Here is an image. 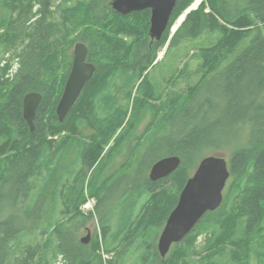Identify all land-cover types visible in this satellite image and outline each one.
Returning a JSON list of instances; mask_svg holds the SVG:
<instances>
[{"label": "trees", "instance_id": "1", "mask_svg": "<svg viewBox=\"0 0 264 264\" xmlns=\"http://www.w3.org/2000/svg\"><path fill=\"white\" fill-rule=\"evenodd\" d=\"M194 1H178L167 31L156 40L150 36L149 9L121 15L112 0H63L57 21L50 0H11L13 17L0 34V45L10 53L0 62V264H51L59 254L65 264H115L104 263V250H117L118 264L133 252L141 264H264V0H205L188 13L169 50L204 32H218L219 39L199 50L202 75L186 92L175 89L185 67L158 90L151 70L172 26ZM79 41L87 44V60L97 69L60 121L56 108ZM10 60L17 62L14 71ZM32 91L43 96L33 131L23 116L24 97ZM131 101L132 111L135 104L151 110L142 133L134 131L143 115L129 116ZM124 139L128 159L111 167L110 152ZM151 149L155 157L145 156L137 165ZM220 152L227 154L231 174L221 206L162 257L158 239L191 170ZM63 154L71 160L73 184L56 177L51 186L48 176L36 185L45 167L50 176L62 174ZM171 155L180 157V166L151 180L152 166ZM97 169L106 172L95 178L91 192L102 235L96 231L83 243L76 229L58 221L56 210L60 202L68 220L81 213L87 175ZM205 224L214 230L199 245ZM255 237L263 242L253 243ZM260 245L254 263L251 253Z\"/></svg>", "mask_w": 264, "mask_h": 264}, {"label": "water", "instance_id": "2", "mask_svg": "<svg viewBox=\"0 0 264 264\" xmlns=\"http://www.w3.org/2000/svg\"><path fill=\"white\" fill-rule=\"evenodd\" d=\"M178 1L112 0L111 5L121 15L149 9L150 36L152 39L160 40L169 27ZM88 52L89 48L83 41L75 44L73 63L56 108L60 121L67 117L96 72V65L87 60ZM42 98V94L37 91L29 92L24 97L23 116L31 131L35 128V118ZM180 164L181 159L177 155L163 157L152 166L151 180L156 181L169 176ZM230 175L229 162L223 154H211L199 162L160 233L158 249L162 257L167 256L174 244L182 242L208 211H215L221 206ZM90 238L89 231L81 241L88 243Z\"/></svg>", "mask_w": 264, "mask_h": 264}, {"label": "rangeland", "instance_id": "3", "mask_svg": "<svg viewBox=\"0 0 264 264\" xmlns=\"http://www.w3.org/2000/svg\"><path fill=\"white\" fill-rule=\"evenodd\" d=\"M197 1V0H196ZM196 1L194 3H192L191 6H194ZM67 4H69L67 2ZM11 0H0V34L4 33L6 31V27L8 25V20L9 18L13 17L11 15ZM63 6V0H50V4L49 7L50 9H54L55 10V14L54 17L56 18L57 21H61L62 20V15L60 12V6ZM39 8V6L36 4V6L34 7V10H37ZM185 12V11H184ZM184 12L182 15H184ZM14 15H17V11H14ZM181 15V16H182ZM180 16V17H181ZM180 17L178 18L177 22L179 21ZM2 21H6L2 22ZM177 22L175 23V26L177 24ZM179 23V22H178ZM61 29H62V25H60ZM177 30V29H176ZM174 29H171V33L169 36V40L162 46L161 50L158 53V64L155 65V67L151 70V74L150 77L153 80V83L157 85L158 90H162L165 88L169 87V83L167 82L168 79H171L172 76H174V78L177 77V72L179 73L180 69H182L183 67H185L186 70V76L183 78H180L177 80V85L175 89H183V92H186L187 86L189 84L192 83H196L200 78H201V71H200V65H201V59L199 58V50L202 47H206V46H210L212 44H214L218 39L220 34L218 32L215 33H209V32H204L202 33L200 36H198L195 39H189L181 44H179L178 46H175L173 48H171L170 50L169 48V44H170V40L172 38V36L174 35ZM246 45V42L244 43V45L242 44V46L239 48L241 49L242 47H244ZM8 56H10V53H7L4 51V48L2 45H0V62L1 64H5L4 59L8 58ZM10 63L13 66V71L15 70L14 68H16L17 62L14 60H10ZM184 69V68H183ZM10 74H12V72ZM134 94L137 95V99L138 100H142L145 96H143L141 94V91H138L137 89H135ZM132 106H133V101H131V104L129 106V116H131V114H133V116H135L133 118V120H136L139 116L143 115V118L141 119V122L136 124L134 131H138L140 133L144 132L148 123H149V119H150V113L151 110L150 108H146V111H140L138 109V104H135L134 110L132 111ZM99 112L100 114H104V105L102 103L99 104ZM142 113V114H141ZM128 116V117H129ZM55 138H57V136H55ZM144 143H142L143 145ZM111 145V144H110ZM112 145L113 142H112ZM129 146V141H127L126 139L123 140V142L116 146L115 149L112 150V152H110V166L113 167L116 165V163H121L122 161H124V159H128L127 155V149ZM109 147V146H108ZM108 147H106V150L108 149ZM153 149H151L150 152H148L149 150H146V153L144 155H141V159L138 160L137 165L140 163V160H144L143 158L145 156H147V159L152 157H155L156 152L152 151ZM160 153H165V149H162L160 151ZM150 154V155H148ZM219 154H223V153H219ZM224 156L228 157L227 154H223ZM60 160L62 161L63 168H61V172L62 174H58L55 175L53 174L52 176H50L48 174L49 171V166L45 167L41 172L40 175L37 174V176L35 178H37L35 180L36 185H44L46 180L48 179L49 176V182L48 183H52L51 186H53L54 184H56V177L58 178H63L66 182V184L68 183V185L73 184L74 182V175L72 172H69L70 170H67V168L69 167V164L71 163V160H69V157L66 156V154H63L61 156V158L58 160V162H60ZM53 164H57L56 162ZM81 164V161L79 162V165ZM78 165V166H79ZM136 165V166H137ZM76 170L79 169L78 167H75ZM54 169V168H53ZM195 168H193L191 170V174L194 172ZM99 169H97V171H93L91 170V172L87 175L86 178V183H85V187H86V196L88 197L87 201L80 207V212L81 213H77L74 212L71 216H73L68 220L69 217L63 215L62 213H60L61 209H62V204L59 202V205L57 207L56 210V218L58 219V221H62L65 223L66 228H68L69 230H73L76 229V233L74 235H76L78 238L81 237H85L88 234V230L91 233V239H93L95 237L96 231L98 232L99 235H102L101 232V226L99 223V220L97 219L98 216H96L93 211L94 208L96 206L97 203V198L96 197H91V192L93 190L94 187H96V179L99 180V175L101 178H103L106 174V172H102L100 174ZM96 178V179H95ZM68 180V181H66ZM76 188V186L74 187ZM70 188L68 187L67 190H69ZM114 200V199H113ZM142 200L140 201V204L138 206L142 205ZM90 213H92V217L89 219H86V222H84L83 224H81L80 219L84 220V217H88L90 215ZM61 223V222H60ZM264 223V222H263ZM200 231L201 234L198 236L197 238V242L199 245H201L206 237L208 236H212L213 230H214V226L212 224H205L203 226L200 227ZM48 229V227H47ZM52 230L53 227H50L48 232H47V236H52ZM75 231V230H74ZM46 236V237H47ZM263 237V236H260ZM54 238V237H53ZM256 241H260L263 242L262 239H260L259 237H255L254 238V242ZM253 247V246H252ZM261 248V245L259 248L257 247H253L252 253H251V257L254 263H256V260L258 259L255 255L258 252V250ZM103 254V258H104V263H106L107 261H112L115 264L117 261V250H115L114 252L108 253L105 250L101 251ZM139 254L137 252H133L132 254H129L128 256H126L124 263L123 264H141L140 262V258L138 256ZM227 257H224L221 260H227ZM51 264H65V259L64 257L59 254L56 257L51 258Z\"/></svg>", "mask_w": 264, "mask_h": 264}, {"label": "bare ground", "instance_id": "4", "mask_svg": "<svg viewBox=\"0 0 264 264\" xmlns=\"http://www.w3.org/2000/svg\"><path fill=\"white\" fill-rule=\"evenodd\" d=\"M181 19H182V18H181ZM181 19H180V20H181ZM180 20H179V22H180Z\"/></svg>", "mask_w": 264, "mask_h": 264}]
</instances>
